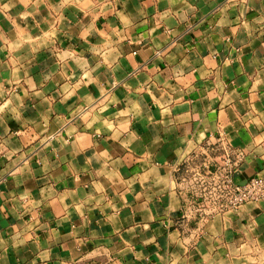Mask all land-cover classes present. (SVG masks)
I'll return each instance as SVG.
<instances>
[{
  "label": "crops",
  "instance_id": "0c3cea01",
  "mask_svg": "<svg viewBox=\"0 0 264 264\" xmlns=\"http://www.w3.org/2000/svg\"><path fill=\"white\" fill-rule=\"evenodd\" d=\"M227 151L264 178V0H0V264H264V199L178 182Z\"/></svg>",
  "mask_w": 264,
  "mask_h": 264
},
{
  "label": "built area",
  "instance_id": "2783aa9c",
  "mask_svg": "<svg viewBox=\"0 0 264 264\" xmlns=\"http://www.w3.org/2000/svg\"><path fill=\"white\" fill-rule=\"evenodd\" d=\"M243 157L241 152H224L215 165L195 164L194 158L177 167L178 182L183 184L194 203L208 206L211 214L236 211L248 203L264 199V178L252 177L238 184L234 173Z\"/></svg>",
  "mask_w": 264,
  "mask_h": 264
}]
</instances>
